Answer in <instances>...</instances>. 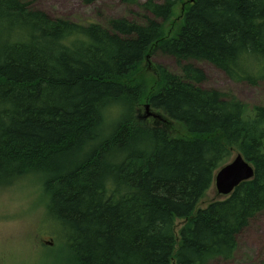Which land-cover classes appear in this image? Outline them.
Wrapping results in <instances>:
<instances>
[{"label": "trees", "instance_id": "1", "mask_svg": "<svg viewBox=\"0 0 264 264\" xmlns=\"http://www.w3.org/2000/svg\"><path fill=\"white\" fill-rule=\"evenodd\" d=\"M35 1L0 0V187L39 175L59 264L231 260L264 212V106L203 87L191 61L264 82V0H145L141 22L104 24ZM155 53L178 72L145 74ZM234 151L253 177L197 207Z\"/></svg>", "mask_w": 264, "mask_h": 264}, {"label": "rangeland", "instance_id": "2", "mask_svg": "<svg viewBox=\"0 0 264 264\" xmlns=\"http://www.w3.org/2000/svg\"><path fill=\"white\" fill-rule=\"evenodd\" d=\"M37 0L32 7L46 12L50 16L63 17L72 21L87 23H106L111 18L125 17L141 22L144 11L141 4L145 0ZM161 2L162 0H156ZM145 74L151 75L150 65H161L172 72H178L175 59L170 55L155 53L149 59ZM201 68L206 78L201 83L205 88H215L230 92L243 102L264 106V82L249 85L233 81L224 72L205 61H191ZM146 68V67H145ZM143 71V72H144ZM148 113L154 110L141 108L136 116L139 121L152 123L154 119ZM238 152H233L232 160ZM229 160V161H230ZM228 161V162H229ZM43 191L39 175L30 174L11 184L0 187V264H59L61 261L53 255L55 241L45 228V204L47 197ZM223 197L217 193L213 183L200 199L197 207ZM181 221H177V227ZM44 241H51L46 244ZM213 264H264V212L256 215L237 235L235 255L228 261H215Z\"/></svg>", "mask_w": 264, "mask_h": 264}, {"label": "water", "instance_id": "3", "mask_svg": "<svg viewBox=\"0 0 264 264\" xmlns=\"http://www.w3.org/2000/svg\"><path fill=\"white\" fill-rule=\"evenodd\" d=\"M152 117H158L156 113H148ZM253 167L238 153L232 160L219 168L214 175V184L218 194L226 196L241 181L249 180L253 177ZM52 244L51 241H44Z\"/></svg>", "mask_w": 264, "mask_h": 264}]
</instances>
